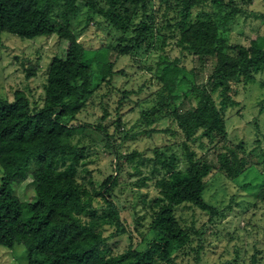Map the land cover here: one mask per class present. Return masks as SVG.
I'll return each mask as SVG.
<instances>
[{
    "label": "trees",
    "instance_id": "16d2710c",
    "mask_svg": "<svg viewBox=\"0 0 264 264\" xmlns=\"http://www.w3.org/2000/svg\"><path fill=\"white\" fill-rule=\"evenodd\" d=\"M231 2L159 0L167 17L161 27L154 22L159 10L150 8L151 0H0V46L3 33L22 40L56 35L67 42L65 53L54 56L47 67L41 108L32 109L21 91L14 93L13 101L0 99V246L23 245L27 264H188L191 255L200 258L203 232L190 235L174 210L190 205L208 213L211 221L228 208L219 211L204 200L211 167L191 145L202 149L204 139L211 144L217 135L225 136L227 112L239 106L236 91L231 93L233 86L259 83L264 90V36L248 45L225 36L244 14ZM83 10L100 17L118 35L116 46L89 49L76 38L71 26ZM156 36L160 40L155 41ZM171 40L181 57L191 56L195 64L188 77L180 78L186 87L182 98L163 83L168 69L179 64V59L166 60ZM154 44L161 50L155 75L161 87L155 104L141 118L146 128L164 118L173 121L184 137L181 155L158 148L154 158L137 152L121 155L115 136L105 127L64 122L83 110L94 93L92 65L109 86L116 73L123 74L114 70V54L134 56L142 49L149 52ZM207 66L205 81L198 82ZM33 74L27 71L26 76ZM114 125L116 134H124L119 118ZM89 129L102 136L116 163L115 173L123 162L136 172L145 164L152 167L157 195L144 201L149 222L144 233L138 232V241L110 199L115 176L95 189L84 175L89 174L91 148L83 139ZM126 138L125 134L122 139ZM217 159L228 174H237L226 154H218ZM260 170L264 171V164ZM28 178L34 195L23 202L12 186ZM254 200L264 203V185ZM120 241L126 242L122 250L117 248ZM259 255L256 252L249 264H264Z\"/></svg>",
    "mask_w": 264,
    "mask_h": 264
},
{
    "label": "rangeland",
    "instance_id": "374dc122",
    "mask_svg": "<svg viewBox=\"0 0 264 264\" xmlns=\"http://www.w3.org/2000/svg\"><path fill=\"white\" fill-rule=\"evenodd\" d=\"M230 6L241 9L244 14L239 15L236 25L225 32L226 37L248 45L258 36H264V0H232ZM150 8L159 10L154 15V22L164 26L167 20L165 5L159 0H151ZM71 31L86 48L116 46L118 35L100 17L90 15L85 10L73 20ZM1 39L0 99L13 101L14 93L21 91L32 109L41 108L47 67L54 56L65 53L67 42L56 35L22 40L3 33ZM157 39L160 40V37L156 36L155 41ZM159 47V44H154L149 52L142 49L134 56L116 57L114 54V70L123 74L116 73L109 86L102 82L96 66L92 65L90 72L94 93L83 110L74 117L65 118L64 122L70 126L89 124L105 127L110 135L115 136L121 155L137 152L143 158H154L157 148L162 151L169 149L171 153L181 155L184 137L173 121L164 118L146 128L141 118V113L155 104L161 87L155 77L161 54ZM165 51L166 60L179 59V64L168 69L163 83L169 90L175 89V93L182 98L186 87L180 78L183 74L189 76V71L195 65L194 59L186 55L181 57L172 40ZM207 68L198 82L205 81ZM32 70L34 74L26 76L27 71ZM234 91L239 106L227 112L225 136L217 135L211 144L204 139L202 149L191 145L197 156L211 167L205 178L204 200L219 211L228 209L211 221L208 213L190 205L174 210L178 223L190 235L194 231L203 232L204 249L200 258L195 260L191 255L186 260L188 264H249L256 252L264 257V203L254 200V195L264 185V171L260 170L264 164V111L260 112L264 90L259 87V83H254L241 88L233 86L231 93ZM118 118L124 134H116L114 122ZM144 130H152V133H144ZM125 134L127 138L123 140ZM85 135L83 144L91 149L86 166L89 174L84 175L87 180L94 182L95 189L108 176H115L116 184L110 192V199L120 209L124 222L133 232L134 240H140L138 232L144 233L149 222L144 201L157 195L151 165L145 164L140 167V172H136L131 165L123 162L120 172L115 173L116 163L104 148L102 136L94 129H89ZM221 153L229 157L237 173L235 176L228 174L218 164L217 156ZM1 177L0 168V180ZM12 187L14 194L23 202L30 201L34 195L29 178ZM125 246V241L117 244L120 250ZM0 264H27L24 246L16 244L12 249L0 246Z\"/></svg>",
    "mask_w": 264,
    "mask_h": 264
}]
</instances>
